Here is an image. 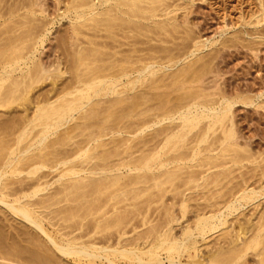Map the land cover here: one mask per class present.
Returning <instances> with one entry per match:
<instances>
[{"label": "bare ground", "instance_id": "obj_1", "mask_svg": "<svg viewBox=\"0 0 264 264\" xmlns=\"http://www.w3.org/2000/svg\"><path fill=\"white\" fill-rule=\"evenodd\" d=\"M34 1L0 0V109L47 79L56 87L52 97L36 98L29 115L0 122V204L31 230L14 231L22 241L0 233L10 243L0 236V259L251 264V256L252 264H264V158L237 142V100L198 85L211 74V59L161 74L183 54L175 56L172 43L142 46L152 38L173 42L174 11L164 0H54L67 27L46 67L37 54L51 21L36 17L45 12ZM157 12L166 22L155 21ZM186 31L178 37L187 40ZM181 44L174 47H188ZM245 206L255 209V221L234 232Z\"/></svg>", "mask_w": 264, "mask_h": 264}, {"label": "rangeland", "instance_id": "obj_2", "mask_svg": "<svg viewBox=\"0 0 264 264\" xmlns=\"http://www.w3.org/2000/svg\"><path fill=\"white\" fill-rule=\"evenodd\" d=\"M34 2H36L37 4L39 2V5L41 6V7L39 5L37 6L36 4V6H34V8L36 7V10L40 8L41 9L44 8L43 11L45 12V13L41 12V14L35 13L36 17H39V19H42V17H44V19L50 20L51 25H52L51 26L49 24V28H48L49 31H48L47 37L43 45L39 47L38 49L39 51L37 54V57L39 59L41 58V61L44 62L42 63L44 65L47 63V65L45 66L48 67L50 63L49 61H51V58L53 61L55 59L54 57H56L55 55H53L56 53L54 50L58 49L57 47L58 46L57 43L59 42L58 38L59 37L61 38L64 36V30L67 27V20L65 19L61 20L56 17V14L57 13L59 14L60 12H57L55 10L56 7L53 4L54 0H42V1L39 0L38 2L37 0H35ZM165 6L168 7L167 10L174 11L170 15L175 17V20H171L169 22V23L175 24V27H174L175 33L173 32L174 34L172 35L174 36V38L176 36L182 37L184 33H181V32L182 31L184 32L187 30L186 31L187 34H185V38L188 37L187 35L189 33V38L187 40L191 38L190 39L191 42H189L190 40L188 41V43H190L191 45L186 44L187 43L186 39L184 40L183 38H179V37L178 38L176 37L177 39L175 38L172 42L173 38L171 39L170 38L171 36L163 37V40L165 38L167 41H169V42L166 41L167 42L166 44L160 42L157 38L156 39L158 42L153 40V38H152V41L154 42H149L150 41L149 39H151L152 37L151 34H153L149 32V33H146L147 38L148 36H151L147 39V42L149 43H146L145 37H144L145 44L142 46L144 48L145 47L147 48V45H148V47L150 48L154 44H157L154 46L166 45L164 47L169 46L171 48L170 43L174 45L176 44L179 45L181 43H182L181 45L184 44V46L188 45V47L186 46L188 48L187 52L185 51L186 47L184 48L182 46L184 49L183 48L181 49L179 47L180 45L179 46L177 45V47L176 46L174 47V45H172L174 49L172 50L173 54L177 53V52L174 53L175 50L176 51L179 50L181 54L183 55L180 57V54L178 52L177 55H175V56H178L179 54V58H178L179 60L177 59L176 64H174L173 66L169 65L170 67L168 66L163 71H158L161 74L162 72L164 73L174 72L175 70L179 69V67L183 65L184 63L191 62V61L195 62L196 61L195 59H197V61L195 62L196 64L202 63V60L203 62H205V59L206 60L208 59L207 62H209V60L211 59L210 60L211 64L207 62L205 63L210 64V66H212V72L210 71L211 74L208 72L209 74H206L207 76L205 75L203 77L204 80L202 79V82H203L202 85L200 84L198 85L201 87L204 85V87L202 88L204 90L203 92L206 94L213 93L216 90L217 92H220V94L222 95L218 94L216 91L214 92L215 94L217 93L218 95H220V97L223 96V98L227 97L228 100L234 99V100L240 101V99L245 98L247 99V102L251 101L250 103L246 102L247 104H242L239 101L238 102L235 101V103L232 105V108H231V114H232L231 120L233 121V124H234L235 133H237L236 135H238L237 142L239 143L241 148L248 151V153L251 154L253 157L258 156L257 161H260L262 158H264V0H164L163 7L165 8ZM37 7H40V8H37ZM162 8L160 7L159 10H162ZM160 12L156 13L158 17L155 18V21L165 20L164 15ZM50 21L48 22L50 23ZM139 38L143 39L142 37H139ZM154 39H155V36H154ZM121 41H124V40H121ZM193 42L195 43L196 46H198L197 49L195 48L196 46L194 45ZM193 45L195 47H193ZM54 46L56 49L54 48ZM182 50H184L186 54L182 53ZM191 52H193L192 55H191ZM147 54H148L147 56L145 55L146 57L144 56L145 58H148L149 54L151 53L148 51ZM210 70H211V67H210ZM157 76L159 75L157 74ZM62 77H65V75ZM49 80L47 79L43 81L41 84L38 85L39 87L37 86L35 89H33L26 96L24 101L21 100V101L11 104L10 106H7V108L6 107L1 108L0 109V122L6 121L5 119L7 118L8 120L11 119L12 116L10 115L12 114L14 116H18L20 114L25 115V113L26 115L27 114L29 115L31 113L30 111L32 110V109L29 110V108H33L34 105L36 104V103L34 104V102H37V99H39L38 101H40L41 100V98H39L40 96L41 97L43 96L42 99H44V97L48 96L47 93L50 94V91H49L50 89H52L51 90V93H52L53 89L56 88L54 87V84L52 82L51 83L53 85V88H51L52 86H51L50 81L52 80L50 81ZM56 80H55V86H56V83L59 82V80L57 81ZM38 93L39 94L41 93V95H39ZM213 96H211V99L212 98L213 99L215 98V100L220 99L219 96H216V97H213ZM32 97L34 99L29 100ZM50 97H52L51 94L49 95V98ZM35 99L36 101H32ZM27 101H29V104L31 107L29 106ZM25 111H27L28 113ZM216 135H217V132H216ZM245 165L247 167L250 166L249 164H245ZM49 177L51 176H48L47 180H49ZM47 193L41 192L39 193L40 195L39 194L38 195L42 196L44 194L46 195ZM9 199L12 200L13 197L11 196L7 200ZM262 199L264 200V198L261 197V200H259V202L263 201ZM252 209L251 207L245 206L241 210L240 212L241 214L238 215L236 220L231 225V229H233L234 232L240 229V231H242L243 233L244 231L248 229V227L250 228L252 223H254L255 221L254 218H256L254 217V215L256 213H255V209L254 210ZM18 219L19 218H16V216H13L12 213H10L4 206H2V204H0V230H1L0 233L1 234L3 233L2 236L4 234L5 236L8 235L7 237H9L10 235L13 236L15 234L14 231L16 229L21 232L24 225L27 227L26 225L27 223L25 224L24 221L20 219L18 220ZM47 223H48L47 221H44L43 223L44 226L47 228L46 229L47 233L54 234L53 227H50V225H48ZM29 226L30 225H28V228L24 227V230L26 231L27 229V232L30 233L31 230L28 231V229H30ZM50 230L53 233H51ZM19 233L16 235L18 236ZM32 233H34L35 235L34 231H32ZM16 235H14L13 237L14 241H15ZM22 236L20 235V237ZM208 236L211 237L210 235ZM208 236L207 238H209ZM207 238L205 241H203L204 243H208L209 241H211V238L209 239ZM6 239L9 240V238H6ZM11 239L12 237L10 236V240ZM20 239H21L20 241H22V238ZM13 240L11 241L12 243L14 242ZM9 241L6 240L7 243L6 242L4 243V241L2 243L6 246L9 243ZM14 244H17V243H14ZM18 244H20L21 246L25 245V243L23 245L22 242L20 243L19 241H18ZM8 245H10V243ZM20 245L18 246L21 247ZM210 245L212 246V244L210 243L207 246L203 245L199 249L197 254H199V252L200 253L202 252L201 253L202 256L201 254H199L200 256L198 255L200 257L199 259L204 258L208 254L207 252H209V250L212 249ZM3 246L1 245V247ZM5 246L3 247L4 249H5ZM60 257H61V261L63 262L62 263L61 261H59L60 264L61 263L62 264H70V263L77 264L70 258H65L64 256H60ZM182 258H183L182 261L186 259L185 256H183ZM246 258L247 260H249V263L251 262L252 264L253 258L251 256H248ZM64 261L68 263L66 262L64 263ZM5 262L0 259L1 264L2 263L5 264ZM12 264H15V263H12Z\"/></svg>", "mask_w": 264, "mask_h": 264}]
</instances>
